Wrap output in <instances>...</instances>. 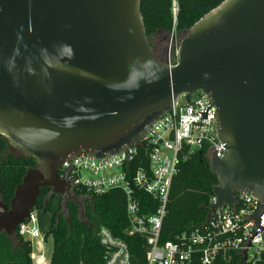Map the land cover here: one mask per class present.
<instances>
[{"label":"water","instance_id":"obj_1","mask_svg":"<svg viewBox=\"0 0 264 264\" xmlns=\"http://www.w3.org/2000/svg\"><path fill=\"white\" fill-rule=\"evenodd\" d=\"M140 2L0 0V135L36 163L8 206L0 200V234L15 237L41 189L66 210L73 188L61 165L131 147L178 96L196 91L214 105L225 149L208 158L217 184L206 220L244 193L258 203L243 220L261 231L264 0H223L183 33L173 67L153 53Z\"/></svg>","mask_w":264,"mask_h":264},{"label":"built area","instance_id":"obj_2","mask_svg":"<svg viewBox=\"0 0 264 264\" xmlns=\"http://www.w3.org/2000/svg\"><path fill=\"white\" fill-rule=\"evenodd\" d=\"M175 5L173 2V11ZM177 49L168 51L163 61L167 66L177 64ZM186 96V93L178 96L170 111L147 128L140 142L101 159L80 154L61 165L58 176L70 183L75 194L81 193L77 195L79 198L88 196V202L93 196L121 191L129 223L126 232L144 238L146 264H264V214L260 232L252 221L243 220L258 203L244 193L235 194L236 205L215 210L208 220L192 225L170 240L160 239L171 182L180 160L198 151H204L207 158L222 159L225 154L217 138L215 107L210 99L202 91L189 95V101ZM140 194L149 196L154 203L151 215L142 212ZM53 205L56 207L55 200ZM16 231L30 243L38 239L37 246H41L44 236H40L36 210L30 211ZM96 236L104 249L105 264H131L123 240L104 226L97 230ZM31 257L32 264H41L42 255Z\"/></svg>","mask_w":264,"mask_h":264},{"label":"trees","instance_id":"obj_3","mask_svg":"<svg viewBox=\"0 0 264 264\" xmlns=\"http://www.w3.org/2000/svg\"><path fill=\"white\" fill-rule=\"evenodd\" d=\"M222 1L141 0L140 13L146 37L148 39L159 33L183 34ZM173 2L176 3L175 13ZM9 149L7 140L0 135V200L3 204L9 203L26 170L36 167L33 159L13 156ZM216 184V176L210 170L204 151L190 153L180 160L171 182L161 225L162 241L170 240L173 235L206 220ZM48 193V189L40 190L34 210L51 214L50 226L43 239L49 237L52 240L49 264H105L104 249L96 236L101 226L127 244L131 264H146L144 238L129 236L126 232L129 223L125 213V196L121 191L112 190L91 197L90 202L83 205V219L80 218L78 204L68 201L66 210H63V204L53 205L54 197L49 198ZM76 195L81 193L76 192ZM140 199L142 212L151 215L155 206L150 197L140 194ZM30 254L31 243L17 231L13 239L0 234V264H32Z\"/></svg>","mask_w":264,"mask_h":264},{"label":"rangeland","instance_id":"obj_4","mask_svg":"<svg viewBox=\"0 0 264 264\" xmlns=\"http://www.w3.org/2000/svg\"><path fill=\"white\" fill-rule=\"evenodd\" d=\"M176 12V5H175V11H173V13ZM183 34H177L176 32H172L170 34H163V33H159V34H155L151 37L148 38V42L149 44L153 47V51L154 54L156 55V57H158V59L164 61V59L167 56V53L169 50L173 51L175 48H178L180 40L182 39ZM9 153L12 154L13 156H18V153L16 151H14L13 149H9ZM81 199V198H80ZM56 206H58L60 204V200L55 197L54 198ZM81 201V213H82V219L83 217V209H84V201ZM39 216L41 218L42 221V225L43 227H47L49 222H50V216L49 213H43L40 211H36V216ZM39 224V222L37 223ZM46 232V231H45ZM44 231H40V236L43 237L45 234ZM43 235V236H42ZM24 239L27 240V237L24 236ZM37 240H34L31 243V256L33 254V257H38L39 255H42V257H45V260H43V262H48L51 253H52V240L51 238H47L46 240H43L42 244H41V248L37 247ZM33 252V253H32ZM31 261L32 257H31Z\"/></svg>","mask_w":264,"mask_h":264},{"label":"flooded vegetation","instance_id":"obj_5","mask_svg":"<svg viewBox=\"0 0 264 264\" xmlns=\"http://www.w3.org/2000/svg\"><path fill=\"white\" fill-rule=\"evenodd\" d=\"M152 47V46H151ZM152 49H153V47H152ZM153 53H154V51H153ZM156 56V55H155ZM158 58V57H157ZM49 197V196H48ZM57 197V196H56ZM55 198V197H54ZM59 200H60V203H61V201H62V199L61 198H59V197H57ZM68 198V201H71V202H73V203H76V204H78L79 205V207H80V204H81V201L79 200L80 198L75 194V192L74 191H72L68 196H66V199ZM9 204V203H8ZM8 204H5V205H7L8 206ZM34 210V209H33Z\"/></svg>","mask_w":264,"mask_h":264},{"label":"crops","instance_id":"obj_6","mask_svg":"<svg viewBox=\"0 0 264 264\" xmlns=\"http://www.w3.org/2000/svg\"><path fill=\"white\" fill-rule=\"evenodd\" d=\"M50 215V214H49ZM36 218H37V223L39 222V224H37V226L39 227V230L40 231H47L48 230V228H49V226H50V222H49V224H48V226L47 227H43V225H42V221H41V218L37 215L36 216ZM50 218H51V216H50ZM46 233V232H45ZM38 247V246H37ZM38 248H41V246H39ZM32 250V249H31ZM33 253V252H32ZM33 255V254H32ZM33 259H35L34 257H33ZM42 259L43 260H45V257L43 256L42 257ZM50 262V258H49V260H48V263ZM47 263V264H48Z\"/></svg>","mask_w":264,"mask_h":264},{"label":"bare ground","instance_id":"obj_7","mask_svg":"<svg viewBox=\"0 0 264 264\" xmlns=\"http://www.w3.org/2000/svg\"><path fill=\"white\" fill-rule=\"evenodd\" d=\"M40 263H41V264H47L48 262H46V263L43 262V259L41 258V259H40Z\"/></svg>","mask_w":264,"mask_h":264}]
</instances>
